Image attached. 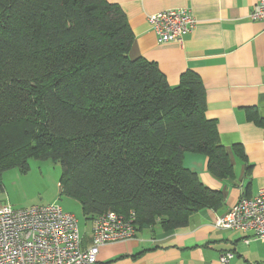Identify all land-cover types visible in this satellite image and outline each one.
<instances>
[{
	"label": "trees",
	"instance_id": "obj_1",
	"mask_svg": "<svg viewBox=\"0 0 264 264\" xmlns=\"http://www.w3.org/2000/svg\"><path fill=\"white\" fill-rule=\"evenodd\" d=\"M133 44L108 0H0V186L30 159L58 163L59 194L86 221L132 212L137 232L220 208L221 193L183 165L202 155L213 176L233 178L200 77L187 70L170 86Z\"/></svg>",
	"mask_w": 264,
	"mask_h": 264
},
{
	"label": "crops",
	"instance_id": "obj_2",
	"mask_svg": "<svg viewBox=\"0 0 264 264\" xmlns=\"http://www.w3.org/2000/svg\"><path fill=\"white\" fill-rule=\"evenodd\" d=\"M108 1L126 17L134 35L132 54L155 62L170 86L187 70L200 77L205 116L216 122L233 178L213 176L206 157L186 153L184 167L221 193L220 208L201 209L176 230L155 226L136 231L132 240L103 245L96 264H222L220 257L227 253L232 255L227 264H264V241L251 232L213 226L241 197L264 191V22L250 19L258 0ZM170 9H186L195 19L181 43L158 42L148 20ZM89 237L90 231L85 233Z\"/></svg>",
	"mask_w": 264,
	"mask_h": 264
},
{
	"label": "built area",
	"instance_id": "obj_3",
	"mask_svg": "<svg viewBox=\"0 0 264 264\" xmlns=\"http://www.w3.org/2000/svg\"><path fill=\"white\" fill-rule=\"evenodd\" d=\"M250 19L264 22V0L257 1ZM148 20L160 43H181L195 26L186 9L161 11ZM213 226L251 232L254 239L264 241V191L241 197ZM136 231L134 213L105 212L92 220L89 241L83 245L76 218L58 204L27 208L0 204V264H96L101 246L132 240ZM231 257L224 254L220 262L227 264Z\"/></svg>",
	"mask_w": 264,
	"mask_h": 264
},
{
	"label": "rangeland",
	"instance_id": "obj_4",
	"mask_svg": "<svg viewBox=\"0 0 264 264\" xmlns=\"http://www.w3.org/2000/svg\"><path fill=\"white\" fill-rule=\"evenodd\" d=\"M28 164L27 173L11 169L2 175L0 204H10L14 208L58 204L65 212L74 215L80 233H88L91 222L83 217L79 202L59 194L60 165L34 159H30Z\"/></svg>",
	"mask_w": 264,
	"mask_h": 264
}]
</instances>
